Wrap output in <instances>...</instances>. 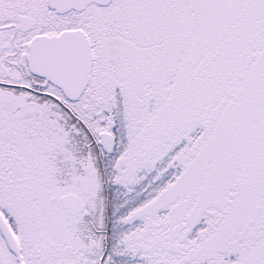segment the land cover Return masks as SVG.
Masks as SVG:
<instances>
[{
    "label": "snow or ice",
    "instance_id": "obj_1",
    "mask_svg": "<svg viewBox=\"0 0 264 264\" xmlns=\"http://www.w3.org/2000/svg\"><path fill=\"white\" fill-rule=\"evenodd\" d=\"M0 264H264V0H0Z\"/></svg>",
    "mask_w": 264,
    "mask_h": 264
}]
</instances>
